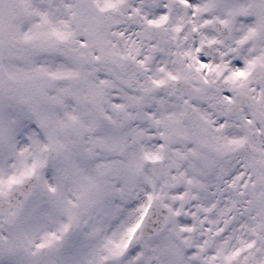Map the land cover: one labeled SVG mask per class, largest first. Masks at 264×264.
<instances>
[{
  "label": "snow or ice",
  "instance_id": "6c2138e0",
  "mask_svg": "<svg viewBox=\"0 0 264 264\" xmlns=\"http://www.w3.org/2000/svg\"><path fill=\"white\" fill-rule=\"evenodd\" d=\"M0 264H264V0H0Z\"/></svg>",
  "mask_w": 264,
  "mask_h": 264
}]
</instances>
